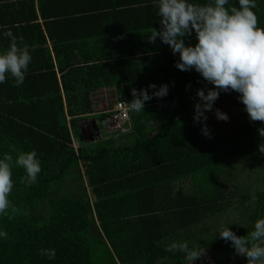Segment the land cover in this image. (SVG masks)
Returning a JSON list of instances; mask_svg holds the SVG:
<instances>
[{"label": "trees", "instance_id": "1", "mask_svg": "<svg viewBox=\"0 0 264 264\" xmlns=\"http://www.w3.org/2000/svg\"><path fill=\"white\" fill-rule=\"evenodd\" d=\"M153 4L0 0V52L9 46L3 32L11 29L24 38L32 56L21 86L13 87L11 78L0 84V158L16 157L11 145L35 150L41 164L31 186L20 183L23 169H12L8 198L17 211L0 214V231L9 237L0 238V264L186 261L180 252L165 251L173 241H187L190 248L227 262L234 249L217 230L228 226L244 236L264 218V183L251 194L244 179L233 182L232 175L241 163L246 179L251 172L264 179L258 148V129L264 125L247 116L220 135L213 111L206 112L205 122L212 138L201 133L202 124L193 120L196 91L207 93L213 86L195 70H178V54L159 39L147 42L152 27H160ZM229 4L238 6V0ZM256 5L258 27L264 28V0ZM196 42L194 33L186 38ZM153 83L157 88L168 84V95L145 102L144 112H129L126 133L72 148L71 131L93 114L91 92L112 89L115 101L128 102L132 88ZM238 95L222 92L213 110L222 111L229 101L238 105ZM81 180L87 191L76 196L51 192ZM186 180L190 191L181 188ZM226 212L233 215L221 222ZM42 248L55 249V259L41 257ZM237 262L247 264L242 256Z\"/></svg>", "mask_w": 264, "mask_h": 264}, {"label": "clouds", "instance_id": "2", "mask_svg": "<svg viewBox=\"0 0 264 264\" xmlns=\"http://www.w3.org/2000/svg\"><path fill=\"white\" fill-rule=\"evenodd\" d=\"M153 6L157 9L160 27L159 30L152 27L147 42L155 44L159 39L169 46L173 55L178 54L179 59L174 64L178 70H195L213 86L207 93L204 88L196 91L198 99L193 106V120L202 124L201 133L212 138L205 123L206 112L214 111L218 121L229 120L227 113L218 108L213 110L222 92L238 93L237 99L244 105L249 121L264 125V28L258 27V17L253 11L257 7L256 0H238V6L230 5L229 0H207L204 4L189 0H154ZM193 33L195 45L186 43V38L192 37ZM3 36L9 40V46L0 52V84L11 78L12 86L19 87L24 83L32 56L22 36L14 35L11 29L4 31ZM148 89L154 90L151 95ZM168 92V84L158 88L154 83L140 90L132 88L133 99L123 103L128 112L139 114L144 112L145 102L154 97H166ZM258 134L262 141L258 146L259 153L264 155V126L258 129ZM9 147L17 155L14 158L5 153L0 158V214H5L9 208L12 212L17 211L8 198L14 186L13 167L24 170L20 183L26 186L36 184L41 172L35 150L24 152ZM217 233L226 243L231 242L235 255L245 257L247 264H264V218L255 220L253 230L244 236H238L228 226L220 227ZM0 238L8 240V233L0 231ZM165 251L184 254L188 264L205 254V250L190 248L187 241H173ZM39 255L54 260L56 253L55 249L42 248Z\"/></svg>", "mask_w": 264, "mask_h": 264}, {"label": "rangeland", "instance_id": "3", "mask_svg": "<svg viewBox=\"0 0 264 264\" xmlns=\"http://www.w3.org/2000/svg\"><path fill=\"white\" fill-rule=\"evenodd\" d=\"M90 100L92 103L93 114L89 117H86V119L78 122L76 124V127L71 131L73 141L76 142L77 144L79 143L80 145H84V143H83L82 137L80 135L79 126H82V128H84V129L88 127V132L90 133L89 130H91V129L94 130V128L89 129V126L93 125V123H94V125L96 126V130H97V134H96L97 138L95 136L94 137L95 140L96 139L97 140H103V139H106L107 136H109L108 134H106L103 131V128H104V125L106 122V114L104 112L108 111L112 108V103L114 102L113 90L112 89H102V90H98V91H93L90 93ZM228 104H230V106L222 108V112L227 113V115L229 116V120L227 122L218 121V124H217V127H218L217 131L220 135H224L231 126H233L234 124L237 123V121L239 119H243V118L248 116L246 111L244 110V105L241 102L238 103V105H236V106L231 105V104H233L232 101H229ZM241 114H244V116H242L240 118ZM91 121H92V123H91ZM82 135L84 138H86V141L91 139V138L87 137L84 134V132ZM94 139L91 140L92 143H95ZM91 142H88L87 144H91ZM252 168H254V167H252ZM243 171H244V164L238 163L237 172L234 173V171H232V175H233V177H235V180L233 182L239 181L240 184L241 183L243 184L242 180L244 179V182L250 186V190H251V194H252L254 191V186H256V188L258 189L260 184L262 185L264 183V179L258 178L259 173H255V172H253V173L251 172L250 177L248 179H246L245 178L246 172L245 171L243 172ZM255 183H257V184L255 185ZM181 188L184 190H189L190 189L189 180L183 181L181 183ZM83 190L87 191V189L85 188L84 181L81 180L80 182L76 181V182L66 183L60 188H53L51 192L54 195V197H57V196L63 195V194L69 195V196H76L79 193H81ZM231 214L233 215V213H230V212H226V213L222 214V216H220V221L223 222L224 219H226V216H232ZM236 263L239 264L238 262H236ZM236 263H234V264H236ZM155 264H167V262L160 261V262H157Z\"/></svg>", "mask_w": 264, "mask_h": 264}, {"label": "built area", "instance_id": "4", "mask_svg": "<svg viewBox=\"0 0 264 264\" xmlns=\"http://www.w3.org/2000/svg\"><path fill=\"white\" fill-rule=\"evenodd\" d=\"M106 114V122L103 131L108 135L123 134L130 129L129 124V112L126 110L122 101H115L112 103V108L104 112ZM103 113V114H104ZM67 120V119H66ZM71 146L76 149V142L71 139ZM229 261L221 262L216 260L211 254L205 251V254L198 260H195L193 264H234L237 262L239 256L235 255V252H231L228 255ZM179 264H188V261H184Z\"/></svg>", "mask_w": 264, "mask_h": 264}, {"label": "crops", "instance_id": "5", "mask_svg": "<svg viewBox=\"0 0 264 264\" xmlns=\"http://www.w3.org/2000/svg\"><path fill=\"white\" fill-rule=\"evenodd\" d=\"M96 91H98V90H96ZM80 129H82V132H80V135H81V137H82V141L83 140H85L86 141V138H84L83 137V128H82V126H79V131H80ZM84 134L87 136V137H89V138H91V139H87L88 141H86V142H91V140L96 136L95 134H94V132L92 131V133H89L88 131L87 132H85V130H84ZM94 135V136H93ZM97 140V139H96ZM96 140L94 139V141L96 142ZM92 143V142H91Z\"/></svg>", "mask_w": 264, "mask_h": 264}, {"label": "flooded vegetation", "instance_id": "6", "mask_svg": "<svg viewBox=\"0 0 264 264\" xmlns=\"http://www.w3.org/2000/svg\"><path fill=\"white\" fill-rule=\"evenodd\" d=\"M91 123H92V121H91ZM90 128H94V125H90V126H89V129H90ZM84 130H85V132H87V131H88V127L85 128V129L83 128V132H84ZM89 131H90V133H92V131H94V130L91 129V130H89Z\"/></svg>", "mask_w": 264, "mask_h": 264}, {"label": "water", "instance_id": "7", "mask_svg": "<svg viewBox=\"0 0 264 264\" xmlns=\"http://www.w3.org/2000/svg\"><path fill=\"white\" fill-rule=\"evenodd\" d=\"M93 125H94V123H93ZM80 132H82V129H80ZM94 134L96 135L97 134V130H96V126L94 125ZM96 138H97V136H96ZM84 142H86L85 140H83Z\"/></svg>", "mask_w": 264, "mask_h": 264}]
</instances>
